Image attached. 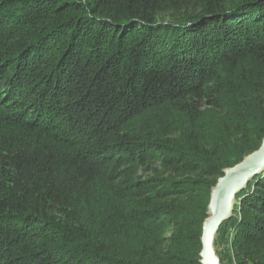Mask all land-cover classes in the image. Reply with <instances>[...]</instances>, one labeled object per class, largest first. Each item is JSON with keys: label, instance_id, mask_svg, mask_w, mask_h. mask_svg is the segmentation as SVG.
<instances>
[{"label": "trees", "instance_id": "16d2710c", "mask_svg": "<svg viewBox=\"0 0 264 264\" xmlns=\"http://www.w3.org/2000/svg\"><path fill=\"white\" fill-rule=\"evenodd\" d=\"M264 141V0H0V264H200L213 189ZM215 235L264 264V171Z\"/></svg>", "mask_w": 264, "mask_h": 264}, {"label": "water", "instance_id": "95a60500", "mask_svg": "<svg viewBox=\"0 0 264 264\" xmlns=\"http://www.w3.org/2000/svg\"><path fill=\"white\" fill-rule=\"evenodd\" d=\"M264 171V141L262 146L241 163L224 171L212 191L202 237L200 264H221L214 250L215 235L221 224L231 217L236 195L243 190L255 176Z\"/></svg>", "mask_w": 264, "mask_h": 264}, {"label": "rangeland", "instance_id": "374dc122", "mask_svg": "<svg viewBox=\"0 0 264 264\" xmlns=\"http://www.w3.org/2000/svg\"><path fill=\"white\" fill-rule=\"evenodd\" d=\"M211 197H212V195H211ZM235 203H236V202H235ZM232 211H233V210H232ZM231 214H232V213H231ZM229 218H230V217H229ZM229 218H228V219H229ZM228 219H227V220H228ZM214 249H215V246H214ZM215 252H216V250H215ZM216 255H217V253H216ZM217 257L219 258L218 255H217ZM219 259H220V258H219ZM220 262H221V260H220Z\"/></svg>", "mask_w": 264, "mask_h": 264}]
</instances>
